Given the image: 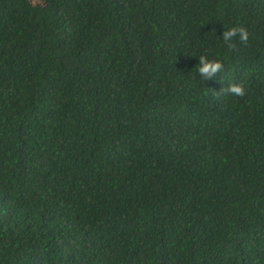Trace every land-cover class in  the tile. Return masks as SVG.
<instances>
[{
	"label": "trees",
	"instance_id": "trees-1",
	"mask_svg": "<svg viewBox=\"0 0 264 264\" xmlns=\"http://www.w3.org/2000/svg\"><path fill=\"white\" fill-rule=\"evenodd\" d=\"M0 264H264V0H0Z\"/></svg>",
	"mask_w": 264,
	"mask_h": 264
},
{
	"label": "clouds",
	"instance_id": "clouds-1",
	"mask_svg": "<svg viewBox=\"0 0 264 264\" xmlns=\"http://www.w3.org/2000/svg\"><path fill=\"white\" fill-rule=\"evenodd\" d=\"M223 40L229 49L235 48V40H239L241 43H247L249 33L243 26L232 27L222 33ZM198 72L202 77V80L212 79L222 69L223 64L218 60H209L205 55L199 56ZM220 92L232 94L234 96H244L245 89L240 83H231L227 88H222Z\"/></svg>",
	"mask_w": 264,
	"mask_h": 264
},
{
	"label": "rangeland",
	"instance_id": "rangeland-1",
	"mask_svg": "<svg viewBox=\"0 0 264 264\" xmlns=\"http://www.w3.org/2000/svg\"><path fill=\"white\" fill-rule=\"evenodd\" d=\"M34 2H36V3H38L39 2V0H33Z\"/></svg>",
	"mask_w": 264,
	"mask_h": 264
}]
</instances>
